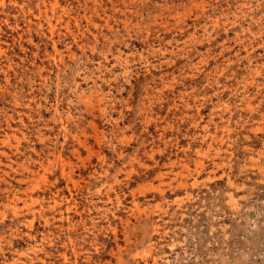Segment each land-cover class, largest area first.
<instances>
[{"label": "rangeland", "instance_id": "374dc122", "mask_svg": "<svg viewBox=\"0 0 264 264\" xmlns=\"http://www.w3.org/2000/svg\"><path fill=\"white\" fill-rule=\"evenodd\" d=\"M0 264H264V0H0Z\"/></svg>", "mask_w": 264, "mask_h": 264}]
</instances>
